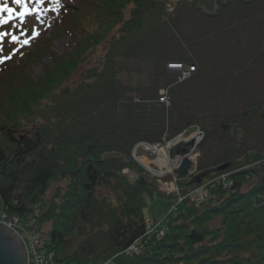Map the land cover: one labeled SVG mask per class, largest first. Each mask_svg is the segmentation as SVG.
Returning a JSON list of instances; mask_svg holds the SVG:
<instances>
[{
	"label": "trees",
	"instance_id": "trees-1",
	"mask_svg": "<svg viewBox=\"0 0 264 264\" xmlns=\"http://www.w3.org/2000/svg\"><path fill=\"white\" fill-rule=\"evenodd\" d=\"M48 1L49 35L0 63V211L35 221L51 264H264V142L248 143L264 102L231 117L206 110L211 87L235 88L228 81L253 60L231 51L245 35L264 36V0ZM64 34L59 56L50 46ZM103 45L100 64L72 82ZM44 55L38 79L17 76ZM170 63L192 65L190 76L180 80ZM197 125L206 134L195 171L176 174L177 192L161 191L134 147ZM196 188L202 200L187 196ZM157 196L177 205L149 232L145 210Z\"/></svg>",
	"mask_w": 264,
	"mask_h": 264
},
{
	"label": "rangeland",
	"instance_id": "rangeland-1",
	"mask_svg": "<svg viewBox=\"0 0 264 264\" xmlns=\"http://www.w3.org/2000/svg\"><path fill=\"white\" fill-rule=\"evenodd\" d=\"M27 1L28 2L26 4L28 7L24 10L22 0H18L17 3H12L11 0H0V9H8V11H0V31L6 33L4 37H0V40L11 41L13 36L17 37V41L14 44L7 42L0 43V60H4V62L8 60H18L22 54L26 53L32 48L34 41L38 37H40L45 32H48V36L49 32L51 31L50 27L54 21L49 12L54 6H44V0ZM52 1L53 0H50L47 3L51 4ZM29 13H31V15H29ZM3 21H8V23H3ZM9 25L12 26L10 27ZM250 36H243L239 40V43L235 45V50H232L231 52L234 54L233 57H241L242 55L249 54L251 59L254 57L253 60L250 62H242L241 69H239L237 73L232 76V79L228 81V83L235 86V88H230V90L228 89L224 91V88H226L224 87L216 91L217 89L211 87L212 91H209L210 94L209 96H206V98H212L214 103L210 104L209 108L206 109L208 112L220 110L223 112V116L231 117L243 113L254 103L264 102V36L262 38L261 36H255V38L252 39L249 38ZM24 41H27V43H24ZM69 43L70 35L64 34L60 37L57 36L53 38L50 50L61 56L67 51V45ZM105 51V45L99 46L95 50H89L86 53V57L88 58L86 63L83 64L82 67L78 69L73 75L72 82H76L81 79L87 68H92L93 66L99 65L103 59ZM9 55H11V59H5ZM50 59V56L47 55L34 59L22 70V72H19L17 76L23 74L30 79H38L43 74L44 68L50 62ZM187 66L192 65L187 64ZM169 68L174 72H183L178 69H172L171 67ZM214 94L216 97H213ZM162 97L163 95L161 94L160 99ZM197 127L200 131L206 134V131L201 125H197ZM250 129L251 133L248 140L250 145H257L261 144L260 142H264V124L260 122V119L257 116L255 117ZM184 136L186 138L187 134H184ZM198 138L199 136L196 132L195 136L190 142H183L184 140H179L169 143V141L161 145L164 148L165 155L168 158V166L158 161L160 158L154 151L145 146H139L136 151L137 158L140 157V161L141 159H145L148 163H153L154 166L152 167V164L147 166L146 163L143 162L142 163L147 168L140 164L139 165L144 169L145 173L157 178V183L161 191L167 193L175 192L176 190H179L178 186L176 187L174 181V178L177 179L175 176V170H177L183 158H188L191 162L189 174L193 173L196 169V164L200 157V153L196 149V145L199 142ZM124 172L131 179L136 178L138 175L134 171L124 170ZM55 187L56 184L51 186L49 195L53 194ZM199 189L200 188H196L187 196L195 198L196 196L192 195V193ZM180 201L181 199L179 197L178 202ZM1 205L2 202L0 199V207ZM176 205L177 203L175 198L157 196L153 200L149 201V206L145 210V215L149 219V223H151L150 221L154 219L159 222L169 213L174 211ZM32 222H34V220H32ZM152 222L156 223L155 221ZM13 223H15V221H13ZM49 226L50 225H47V228H49ZM40 237L41 234L37 238ZM28 240L34 241L32 237Z\"/></svg>",
	"mask_w": 264,
	"mask_h": 264
},
{
	"label": "built area",
	"instance_id": "built-area-1",
	"mask_svg": "<svg viewBox=\"0 0 264 264\" xmlns=\"http://www.w3.org/2000/svg\"><path fill=\"white\" fill-rule=\"evenodd\" d=\"M178 70H181V77L180 80H184L187 77L190 76L191 70L193 69L192 67H185L182 64H177ZM161 94L163 97L160 99L162 102H165L168 104V96L166 90H162ZM197 135L199 136V142L202 140L204 137V132L200 131L199 129L196 131ZM198 142V143H199ZM138 146H145L148 148L149 145L140 143ZM197 146V145H196ZM133 155L136 160L140 161V158L135 155V151L133 152ZM224 180L226 179V176H223ZM175 185H176V178H174ZM230 185L231 183L228 182ZM226 185V186H227ZM177 187V186H176ZM176 190L175 192H177ZM199 193V194H198ZM192 195H195L197 200H202L205 197V192L201 189L196 190V192L192 193ZM182 199V198H180ZM15 221V223H13ZM35 221L31 223V226L27 227L23 224L22 220L18 218L17 216H9L8 214L0 211V225H5L11 230H13L22 240V242L25 244L26 250H27V264H51L54 258V253L52 251H47L45 252L42 250L41 245H42V239H44L45 234L40 233L38 231V228L34 225ZM160 225V222L157 223L156 225L148 224L150 227L149 232L157 230V226ZM162 233V232H161ZM41 234L40 238H37ZM33 238L34 241L28 240L30 238ZM36 239V240H35ZM137 245H132L130 246L125 253L128 255L133 251H137Z\"/></svg>",
	"mask_w": 264,
	"mask_h": 264
},
{
	"label": "water",
	"instance_id": "water-1",
	"mask_svg": "<svg viewBox=\"0 0 264 264\" xmlns=\"http://www.w3.org/2000/svg\"><path fill=\"white\" fill-rule=\"evenodd\" d=\"M197 130L198 127L193 126L187 129L184 134L188 135L190 133H195ZM228 166L229 163H225L220 166L219 169L225 170ZM190 169L191 162L188 158H183L177 170H175V174L180 172L189 173ZM0 226V264H27V250L25 244L13 230L5 225Z\"/></svg>",
	"mask_w": 264,
	"mask_h": 264
},
{
	"label": "bare ground",
	"instance_id": "bare-ground-1",
	"mask_svg": "<svg viewBox=\"0 0 264 264\" xmlns=\"http://www.w3.org/2000/svg\"><path fill=\"white\" fill-rule=\"evenodd\" d=\"M194 136H195L194 133L188 134L186 136V138L183 135V136H180V138L178 137L177 139H175L174 142L179 141V140H182V141L184 140L183 142H190V141H192ZM183 138H185V139H183ZM148 148L150 150L154 151L156 154H158V156L160 158L158 161H160V163L162 162L164 165L168 166L169 161H168L167 156L165 155V150L162 146H153V147L148 146ZM142 162L146 163L147 166H150L151 164H152V167L154 166L153 163L150 164L145 159H143V160L141 159V163Z\"/></svg>",
	"mask_w": 264,
	"mask_h": 264
},
{
	"label": "snow or ice",
	"instance_id": "snow-or-ice-1",
	"mask_svg": "<svg viewBox=\"0 0 264 264\" xmlns=\"http://www.w3.org/2000/svg\"><path fill=\"white\" fill-rule=\"evenodd\" d=\"M11 2L12 3H17L18 0H11ZM0 11H8V9H0ZM29 15H31V13H29ZM3 23H8V21H3ZM9 26L11 27L12 25H9ZM5 35H6L5 32L0 31V37H4ZM16 41H17V37L13 36L11 41H2V40H0V43L7 42V43H13L14 44V43H16ZM24 43H27V41H24ZM5 59H11V55L7 56ZM3 62H4V60H0V63H3Z\"/></svg>",
	"mask_w": 264,
	"mask_h": 264
}]
</instances>
